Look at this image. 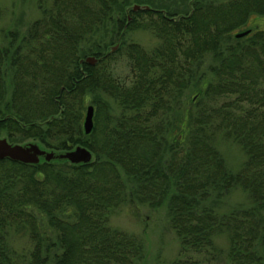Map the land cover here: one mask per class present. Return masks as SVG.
Returning a JSON list of instances; mask_svg holds the SVG:
<instances>
[{"label": "trees", "instance_id": "16d2710c", "mask_svg": "<svg viewBox=\"0 0 264 264\" xmlns=\"http://www.w3.org/2000/svg\"><path fill=\"white\" fill-rule=\"evenodd\" d=\"M49 2L38 0L39 17L22 34L6 31L0 45V136L61 151L84 146L94 157L0 159V264H137L142 239L109 217L122 205L163 203L181 245L169 264H211L222 252L219 235L224 264H264V26L256 21L264 0H195L189 10L158 0ZM136 28L158 43L109 51ZM90 55L95 64L80 63ZM219 138L242 149L236 171ZM235 188L249 206L219 213L216 201ZM13 236L28 244L16 250Z\"/></svg>", "mask_w": 264, "mask_h": 264}, {"label": "rangeland", "instance_id": "374dc122", "mask_svg": "<svg viewBox=\"0 0 264 264\" xmlns=\"http://www.w3.org/2000/svg\"><path fill=\"white\" fill-rule=\"evenodd\" d=\"M158 1L164 4L165 9L172 10L185 8L189 10L195 2V0ZM49 3V0H44V4L49 5ZM39 15L40 9L38 7V0H0V45H5L7 43V39L5 37L6 31L17 29L19 33L22 34L28 24L39 17ZM254 20L255 18L253 17L252 21ZM256 21L257 23H260L261 26H264V18L259 17ZM243 28L249 27L248 25H245ZM128 42L138 43L144 49L151 50L158 43V39L149 30L136 28L129 31H123L122 34L119 35L117 41L107 48L110 49L115 47L112 51L114 52L118 49L120 43ZM116 60V71L118 74L123 75L127 72L125 60L122 55H118ZM5 82L8 90L5 100H8L10 95L9 75L6 77ZM192 91L193 92H189V97L194 96L195 98V92L194 90ZM105 99L107 100L105 103H107L108 106L111 107L112 111L116 113L117 108L113 100L109 97H106ZM91 102V98H89L86 102L84 117L86 107L88 105H93ZM0 138H6L8 142L14 143L13 141H9V139L5 136H0ZM28 142L37 143L40 148L46 151H54L56 153L63 152L61 150L46 148L44 145L38 143V141L32 139H27L24 143ZM217 146L228 167L232 171L239 169L240 165L245 160V155L242 149L231 140L223 138L218 139ZM93 157L94 156L92 155V159ZM40 161L42 162L44 160L40 159ZM249 204L250 201L247 192L242 191L239 188H235L234 190L227 192V194H225V196L220 200L216 201L215 206L219 213H227L233 208L248 207ZM109 225L137 235L142 239L143 253L141 258L137 260V264H169L172 260L181 256V245L176 233L170 226L166 203H163L158 207H151L147 204H143L136 208H132L128 204L122 205L109 217ZM10 239L11 245L18 251L21 250L23 246L28 244L26 239L16 238L15 236ZM215 243L222 250V252L217 256V260L211 264H224L223 259L227 250V240L223 235H219L215 237ZM188 255L197 259L201 258V255L197 253L191 252Z\"/></svg>", "mask_w": 264, "mask_h": 264}, {"label": "water", "instance_id": "95a60500", "mask_svg": "<svg viewBox=\"0 0 264 264\" xmlns=\"http://www.w3.org/2000/svg\"><path fill=\"white\" fill-rule=\"evenodd\" d=\"M139 9H149L147 5L134 4L131 10L136 11ZM248 30L241 31L235 34V37H242L248 34ZM115 48V47H114ZM113 47L109 51H113ZM95 56H87L80 60V63L85 62L87 64H95L97 62ZM93 105H88L86 107L85 117L83 121L84 133L88 134L93 128ZM9 158L13 161H19L28 164H37L40 159L44 161H51L55 159H65L71 163H87L92 159V153L89 149L84 146H76L72 150H67L63 152L46 151L37 143H10L6 138H0V159Z\"/></svg>", "mask_w": 264, "mask_h": 264}]
</instances>
